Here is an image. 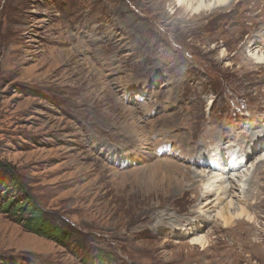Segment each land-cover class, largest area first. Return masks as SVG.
I'll return each instance as SVG.
<instances>
[{"label":"rangeland","instance_id":"obj_1","mask_svg":"<svg viewBox=\"0 0 264 264\" xmlns=\"http://www.w3.org/2000/svg\"><path fill=\"white\" fill-rule=\"evenodd\" d=\"M263 43L264 0H0V264H264V145L248 199L183 174L264 135Z\"/></svg>","mask_w":264,"mask_h":264},{"label":"bare ground","instance_id":"obj_2","mask_svg":"<svg viewBox=\"0 0 264 264\" xmlns=\"http://www.w3.org/2000/svg\"><path fill=\"white\" fill-rule=\"evenodd\" d=\"M175 1H176V6H178V7H184L185 10L191 11L193 14H202L204 12H208V13L209 12H214V11L223 9L225 7H229L233 2H235V0H175ZM255 42H258L259 43V41H255ZM258 45H260V47H261L260 48L258 46L260 48V50L256 46L255 48H257L258 50L255 51V52L254 51L253 52L252 51L249 52L250 53L249 56L252 59L256 60L257 63H263L264 64V43L263 44H258ZM250 46L253 47L254 45L251 44ZM126 126H124V129H126V131H127V130H129V125H126ZM261 133L262 132H259V133L256 134V132H255V133L251 134V136H249L251 138V141H250V144H249V147H248V151L247 152H240L241 153V156L237 155L239 160H235L234 157H233V155H231V154H229V156H227V159H226L225 153L228 152V150L227 149L225 150L223 148V150H220L219 153H218V150H217V152L214 154V156L217 159L214 160L213 163L211 161L210 162L211 165L208 166V162L205 159V152H202L201 149L196 150L197 153L194 154V155H195V157L198 158V160L196 161V159H194V157L191 156L190 159H188V161L191 162V163H195L196 165L201 166V167H204V168H211V171H208V172L207 171L198 172V171H195L190 166L189 167L188 166L187 167L185 166L186 171H183V174L186 176V174L189 173L188 174L189 177L192 178V180L195 183H197V181H198L199 178L202 179L201 180L202 183L204 181H206V183L203 184V185H205V190H206V191L204 190L205 192L202 195V197L204 198V200L205 199H208V197L210 195H212V194H217V195L220 194L222 196L227 195V194L231 193L232 189H235V190L237 189L238 190V187L240 189L239 192H241L244 195L243 196L244 199H246V198L248 199L251 194H247V192L251 188V185H252L251 184L252 181H250V177H249L250 176V170H251V167H253L254 164H252L251 166H247L246 164L248 163V161H247L248 158H250L252 154H254V153L262 150L261 148L260 149L258 148V144H260L259 147H261V146L264 145V135H262ZM170 142L171 141H169V143ZM159 146L160 147H163V149H167L168 148V146L166 144H161ZM128 149H130V148H128ZM177 150L180 151V152H185L184 153V156L187 155L188 152H189L188 149H187V151H185V148L180 147V145H177V147L175 148V151H177ZM175 153L179 155L178 152H175ZM261 153L260 154L262 156L260 158L257 157V159H259V162L258 163L260 165H262L263 164L262 161H264V149H263V151ZM190 155H188L187 158ZM201 157H204V158H201ZM251 158H253V157H251ZM243 162H246V163L244 164ZM244 165L247 168L245 170L246 172L245 171H242V169L244 167L241 169V167L244 166ZM258 166L256 168H254L253 171L257 170ZM181 168H183V167H181ZM214 170L217 171V174H214V172H213ZM210 173H212L213 175L210 176ZM173 183H174V181H173ZM215 183H216V185H215ZM181 184L183 185V183H181ZM214 185H215V187L213 188ZM172 187H174V185ZM258 190H259V188H258ZM238 195H235L234 194L233 197L231 196L232 198H230L227 201V203L225 204V206L222 207L221 209H218V211L214 215L216 218H219L221 221H223L224 224L229 225L231 222H234L236 219H242L244 217H246L248 219V221L253 222V219H252L253 217L249 214V212H247V210H246V208L244 206H239V207H236L235 206L236 203L234 202V198L235 197H241L242 196L241 194H240L241 196H238ZM208 201L209 200H207V202ZM202 205L203 204H201V207H202ZM202 218H204V217H202ZM191 223L192 222H189L187 224L190 226ZM207 241H208V237L206 235H204V234H198L196 237L193 238L192 243L193 244H199L201 246H205L206 243H207Z\"/></svg>","mask_w":264,"mask_h":264},{"label":"trees","instance_id":"obj_3","mask_svg":"<svg viewBox=\"0 0 264 264\" xmlns=\"http://www.w3.org/2000/svg\"><path fill=\"white\" fill-rule=\"evenodd\" d=\"M0 168L2 170H4L7 174L10 173V170L9 169H6L1 163H0ZM18 184H19L18 180L16 178L12 177L11 180H10L9 186H14L15 185V187L13 189H17L18 188ZM19 190H20V188H19ZM22 195H25L26 197H28V199H21V201L23 203H27L28 200L30 199V196H28V194H26V193H22ZM33 207H34V210H37V211L34 212V214L37 213L39 215L38 218H41L40 220H42L43 217H42V213H41L40 209L38 210V208L36 207V205H34ZM20 208H23V207L21 206Z\"/></svg>","mask_w":264,"mask_h":264}]
</instances>
